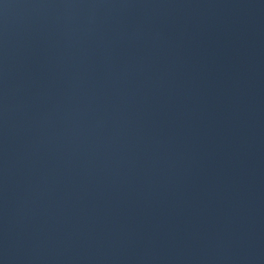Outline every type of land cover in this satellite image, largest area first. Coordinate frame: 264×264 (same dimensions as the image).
<instances>
[{
    "label": "water",
    "instance_id": "obj_1",
    "mask_svg": "<svg viewBox=\"0 0 264 264\" xmlns=\"http://www.w3.org/2000/svg\"><path fill=\"white\" fill-rule=\"evenodd\" d=\"M0 264H264V0H0Z\"/></svg>",
    "mask_w": 264,
    "mask_h": 264
}]
</instances>
